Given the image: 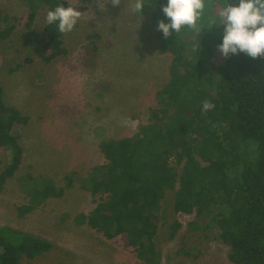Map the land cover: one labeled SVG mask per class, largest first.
Masks as SVG:
<instances>
[{
  "label": "rangeland",
  "instance_id": "1",
  "mask_svg": "<svg viewBox=\"0 0 264 264\" xmlns=\"http://www.w3.org/2000/svg\"><path fill=\"white\" fill-rule=\"evenodd\" d=\"M129 4L130 0L117 6L111 0H79L74 7L82 15L73 31L64 33L67 53L46 62L39 46L48 7L38 9L33 27L37 44L31 45L25 38L29 0H0V14L10 18L0 22V30L15 28L8 38L0 39L2 98L29 118L17 130L24 157L0 194V227L9 225L55 245L20 264L139 262L122 237L107 239L88 223L75 222L76 215H88L102 200L83 185L93 168L106 162L103 141L141 133L151 123V112L162 107L160 91L171 78L173 55L162 52L157 28L142 13H133ZM209 17V25L218 19L214 10ZM217 34L222 37L223 29L218 28ZM183 37L188 39L186 34ZM225 59L214 45L213 68ZM126 119L135 121V128L125 125ZM9 159V151L0 148V172ZM171 165L181 175L183 164L172 158ZM47 181L63 187L65 194L50 197L21 216L18 208L29 204L34 190ZM177 188L168 189L162 202L155 237L160 264H234L228 257L231 247L219 237L210 217L175 211ZM175 222L181 227L172 238ZM193 222L203 228H195Z\"/></svg>",
  "mask_w": 264,
  "mask_h": 264
},
{
  "label": "trees",
  "instance_id": "2",
  "mask_svg": "<svg viewBox=\"0 0 264 264\" xmlns=\"http://www.w3.org/2000/svg\"><path fill=\"white\" fill-rule=\"evenodd\" d=\"M60 4L68 7L67 0H29L28 44H37L33 27L38 9ZM166 4L167 0H145L142 14L149 25L157 28L159 20L169 22L162 12ZM212 10L206 9L200 21L205 27L198 34L185 27L165 39L156 31L162 52L173 55L170 81L160 91L162 107L151 112V123L137 136L104 140L106 162L94 167L83 185L102 200L88 215H76L75 222L88 223L107 239L122 237L125 246L136 251L137 264L161 263L155 237L166 191L176 187L175 211L210 217L219 237L231 247L232 263L264 264V57L253 59L241 52L214 69L213 46L222 43L217 30L224 26L207 27ZM9 19L0 14V22ZM14 29L11 25L0 30V39ZM39 51L46 62L67 53L57 24L45 26ZM2 95L0 86V148L9 151L10 159L0 172V194L23 162L17 130L29 120L7 106ZM205 100L215 105L206 113ZM172 158L183 164L181 175L171 165ZM68 181L72 185L73 180ZM64 194L63 187L47 181L18 211L24 216L42 201ZM180 227L175 222L170 237ZM54 248L41 236L0 227V264H20L23 258L34 259Z\"/></svg>",
  "mask_w": 264,
  "mask_h": 264
},
{
  "label": "clouds",
  "instance_id": "3",
  "mask_svg": "<svg viewBox=\"0 0 264 264\" xmlns=\"http://www.w3.org/2000/svg\"><path fill=\"white\" fill-rule=\"evenodd\" d=\"M79 0H69V6L57 5L46 13L47 24H57L61 33L72 32L82 12L76 10ZM113 6L121 4V0H111ZM145 0H130V10L133 13H143ZM212 6L215 16L218 18L212 25H223L222 43L217 47L221 54L228 58L243 52L255 59L264 57V0H219L213 5V0H167L162 7V12L169 22L161 19L158 21L157 30L162 31L166 39L172 32L179 34L182 28L200 33L205 26L200 24L206 9ZM215 105L205 100L202 111L208 112ZM131 123L135 128L136 122L124 121L125 125Z\"/></svg>",
  "mask_w": 264,
  "mask_h": 264
}]
</instances>
